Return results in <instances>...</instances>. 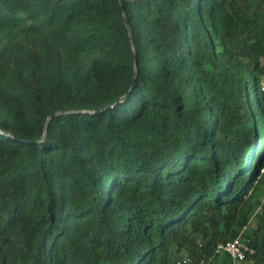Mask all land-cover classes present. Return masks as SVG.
Listing matches in <instances>:
<instances>
[{"label":"trees","instance_id":"16d2710c","mask_svg":"<svg viewBox=\"0 0 264 264\" xmlns=\"http://www.w3.org/2000/svg\"><path fill=\"white\" fill-rule=\"evenodd\" d=\"M263 192L264 0H0V264H264Z\"/></svg>","mask_w":264,"mask_h":264},{"label":"built area","instance_id":"2783aa9c","mask_svg":"<svg viewBox=\"0 0 264 264\" xmlns=\"http://www.w3.org/2000/svg\"><path fill=\"white\" fill-rule=\"evenodd\" d=\"M246 229L244 228L235 240L219 243L217 252L221 255H227L234 263L245 261L247 255L253 252L250 248L249 240L245 237ZM185 262L190 264L191 260L186 259Z\"/></svg>","mask_w":264,"mask_h":264},{"label":"rangeland","instance_id":"374dc122","mask_svg":"<svg viewBox=\"0 0 264 264\" xmlns=\"http://www.w3.org/2000/svg\"><path fill=\"white\" fill-rule=\"evenodd\" d=\"M261 199L264 200V192L262 193ZM253 225L254 224L252 223V225H250L249 227H247V229L245 230V232L247 230H251ZM228 258L229 257L227 255H225V254L224 255H221L220 258H219V260H218V264H252V262H250V261H247L246 263H243V262H235L234 263L230 258H229L230 260Z\"/></svg>","mask_w":264,"mask_h":264},{"label":"water","instance_id":"95a60500","mask_svg":"<svg viewBox=\"0 0 264 264\" xmlns=\"http://www.w3.org/2000/svg\"><path fill=\"white\" fill-rule=\"evenodd\" d=\"M121 3L123 5V0H121ZM125 19H126V22H127V25H128V20H127V17L125 16Z\"/></svg>","mask_w":264,"mask_h":264}]
</instances>
